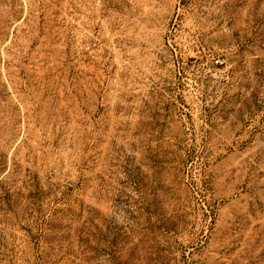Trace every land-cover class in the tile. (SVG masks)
Segmentation results:
<instances>
[{"label": "rangeland", "instance_id": "1", "mask_svg": "<svg viewBox=\"0 0 264 264\" xmlns=\"http://www.w3.org/2000/svg\"><path fill=\"white\" fill-rule=\"evenodd\" d=\"M0 264H264V0H0Z\"/></svg>", "mask_w": 264, "mask_h": 264}]
</instances>
